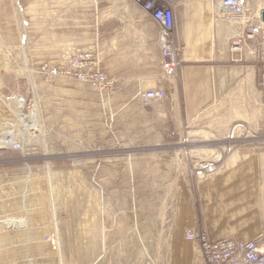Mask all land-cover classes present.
Wrapping results in <instances>:
<instances>
[{"label":"crops","instance_id":"obj_1","mask_svg":"<svg viewBox=\"0 0 264 264\" xmlns=\"http://www.w3.org/2000/svg\"><path fill=\"white\" fill-rule=\"evenodd\" d=\"M11 1L0 0V31L6 34L16 26ZM171 7L181 61L170 77L161 75L159 23L135 0H60V13L82 27L56 55L96 52L101 69L114 81L108 96L86 103L101 105L96 115L102 116L103 138H120L126 151L135 153L130 167L166 169L173 176L166 227L168 211L158 198L123 212L136 224L155 217L150 230L154 248L161 251L149 264H205L185 236L188 228L203 227L211 240H247L264 232V142L236 144L204 178L192 168L217 153L233 126L237 136H264V103L251 53L255 44L246 40L239 52L232 51L242 28L218 17V0H171ZM153 88H162L166 97L144 100L141 94ZM70 102V119L77 120V97ZM147 153L151 156H143ZM92 245L98 252L89 264H142V240Z\"/></svg>","mask_w":264,"mask_h":264},{"label":"rangeland","instance_id":"obj_2","mask_svg":"<svg viewBox=\"0 0 264 264\" xmlns=\"http://www.w3.org/2000/svg\"><path fill=\"white\" fill-rule=\"evenodd\" d=\"M9 11L16 26L0 31V138L10 136L21 148L0 144V264H89L98 252L92 244L136 240L145 245L142 264H149L161 251L150 230L155 217L136 224L123 212L158 198L168 211L166 227L173 176L166 169L130 167L135 153L120 138H103L102 116L96 115L101 105L86 103L108 92L51 73L71 52L57 56L58 47L82 27L60 13V0H12ZM76 97L79 116L72 120L70 98ZM22 112L34 114L35 131ZM247 141L259 144L264 136L237 144Z\"/></svg>","mask_w":264,"mask_h":264},{"label":"built area","instance_id":"obj_3","mask_svg":"<svg viewBox=\"0 0 264 264\" xmlns=\"http://www.w3.org/2000/svg\"><path fill=\"white\" fill-rule=\"evenodd\" d=\"M159 23L160 68L162 77L174 75L180 66L179 47L173 35V11L171 0H135ZM218 17L225 22H235L242 28V34L232 45V51L239 52L242 42L249 40L255 44L251 53L255 55L258 67L257 86L262 92L264 103V0H218ZM234 61L240 59L235 57ZM53 74L72 76L79 81L89 82L99 92H109L114 81L100 68L99 60L89 49H76L69 53L67 60L52 69ZM144 100L163 99L166 92L162 88L148 89L141 94ZM245 136V137H244ZM247 135H236L235 126L227 133L225 141L217 147V153L208 159L197 162L192 172L204 178L216 172L224 156L231 152L237 142L246 141ZM243 139V140H242ZM3 146L18 150L21 142L5 136ZM188 240L197 245L205 264H264V232L251 239L221 238L211 240L201 226L188 228Z\"/></svg>","mask_w":264,"mask_h":264},{"label":"bare ground","instance_id":"obj_4","mask_svg":"<svg viewBox=\"0 0 264 264\" xmlns=\"http://www.w3.org/2000/svg\"><path fill=\"white\" fill-rule=\"evenodd\" d=\"M19 106L23 107L25 103V99L23 97H20L18 99ZM34 112V111H33ZM30 113V112H29ZM23 119L24 124L30 128L33 129L34 131L37 129V122L35 120L34 114H26V113H20ZM8 135V134H7ZM3 140L0 138V144H2Z\"/></svg>","mask_w":264,"mask_h":264},{"label":"water","instance_id":"obj_5","mask_svg":"<svg viewBox=\"0 0 264 264\" xmlns=\"http://www.w3.org/2000/svg\"><path fill=\"white\" fill-rule=\"evenodd\" d=\"M261 19L264 20V11L261 12Z\"/></svg>","mask_w":264,"mask_h":264}]
</instances>
